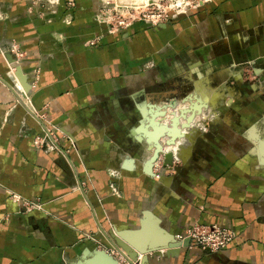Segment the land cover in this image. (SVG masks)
<instances>
[{"label":"crops","instance_id":"0c3cea01","mask_svg":"<svg viewBox=\"0 0 264 264\" xmlns=\"http://www.w3.org/2000/svg\"><path fill=\"white\" fill-rule=\"evenodd\" d=\"M72 1L0 0L1 49L21 52L14 70L0 53V264H97L119 234L140 250L180 246L141 264H264V0H204L113 33L95 19L101 0ZM187 87L214 116L179 159L148 172L147 157L116 153L128 135L147 145L152 98ZM45 130L59 149L35 145ZM194 223L235 237L185 246L176 235Z\"/></svg>","mask_w":264,"mask_h":264},{"label":"built area","instance_id":"2783aa9c","mask_svg":"<svg viewBox=\"0 0 264 264\" xmlns=\"http://www.w3.org/2000/svg\"><path fill=\"white\" fill-rule=\"evenodd\" d=\"M60 0H32V2L40 3L43 2L44 5L48 7L51 11L55 9L59 4ZM109 0H101V7L95 15V19L98 23L105 25L108 32L113 33L121 29L129 27L133 22L137 20H142L155 26L168 20L171 14L187 13L189 10L202 5L204 0H169L166 8L157 6L154 9L149 8L150 3L146 4V9H143L136 13L134 7L130 9L120 10L114 7L108 6ZM67 4L71 6L73 4L72 0H67ZM67 22H69L67 20ZM97 38H92L87 41L88 45H95ZM14 49V45L10 46ZM16 53V52H15ZM17 54V53H16ZM17 58L12 59V62H17ZM21 99H28L26 92L21 90ZM50 138L49 134L46 133L42 138L36 137L34 143L37 147L46 149H55V141H48ZM57 150V149H56ZM110 175H114L113 172ZM110 188L115 195H119L117 188L111 184ZM29 207L37 208V203L31 202ZM180 240L188 238L192 244L200 247L205 251H218L225 248L234 239L235 233L232 229L220 227L216 225H205L194 223L181 234L176 235ZM113 253V250L111 251Z\"/></svg>","mask_w":264,"mask_h":264},{"label":"rangeland","instance_id":"374dc122","mask_svg":"<svg viewBox=\"0 0 264 264\" xmlns=\"http://www.w3.org/2000/svg\"><path fill=\"white\" fill-rule=\"evenodd\" d=\"M29 4H30V7L32 5H41L43 6L44 3L43 2H40V3H35V2H32V0H28ZM169 0H109L108 2V6L110 7H114L115 9H120V10H124V12L128 9H130V7H134V11L136 13H138L139 11L143 10V9H146V4L150 3V6L149 8H155L157 7L158 5L161 6V7H164L166 8L167 4H168ZM203 4V3H202ZM130 6V7H129ZM200 6V5H199ZM197 6V7H199ZM196 7V8H197ZM1 17V15H0ZM13 52H16V53H13ZM0 53H2L4 55V57L6 58V54H9L10 57L8 59V62L10 63L9 64V69H15V66H13L14 63L16 62H12V59H15V57H19L21 52L20 51H15L14 49H11L10 46H8V48L5 50V49H1V46H0ZM13 55V56H11ZM19 58L18 61L19 62ZM245 69H249L250 67H244ZM248 71L251 72V69H249ZM245 72V71H244ZM249 72V73H250ZM247 73V72H245ZM16 79V78H15ZM17 80V79H16ZM18 81V80H17ZM21 89V87H20ZM167 89H171V88H167ZM192 88H185V89H182L181 88V93L180 95H176V96H172V98L168 99V100H160L159 101V98L160 97H154L152 98V100L154 101V104H159V103H163V104H159V106L157 105L156 107H153V109H150L148 111H152L154 109H159V108H163L166 110V113H167V117L168 119L170 120L171 119V114L172 113H177L179 109H181V105H186L184 107H187L188 105H195V104H198L200 105L201 104V110L203 108H206V112L205 114H201L200 112V109L198 110V115L200 114V118L199 120L196 122L197 124H195L193 127H188V128H185V129H181L182 131H185V133L189 132L191 133L190 136L188 138L187 141L186 140H183V141H180L179 139H176L175 143L176 145H173V146H169L170 149H166V151H164L163 153H166V152H170L173 156V158H177V155L179 153H182L184 151L183 147H187L189 146L192 141H193V138H196V139H199L200 138V135L202 134L201 132H203L204 130L206 131L207 129V126H208V122L210 119L213 118L214 116V113L211 112V110L213 109H209L207 108V104L204 103L203 101H198L199 99L195 98V99H189V98H186V94L191 90ZM175 97V98H174ZM174 98V99H173ZM229 106V105H227ZM180 107V108H179ZM182 107V108H184ZM191 110V107L189 108ZM185 111V110H184ZM187 111V110H186ZM212 116V117H211ZM142 122L144 121L143 118L140 119ZM140 121V122H141ZM46 133L49 134L50 138L48 139V141H57V136H56V133L54 131H51V130H45L43 131L42 135H37L36 137H40L42 138ZM133 133V132H131ZM135 136H138V134L136 135H128V142L126 146H123V145H118L117 149L115 150L116 153H127L129 155H131L132 157L135 155L137 157V155L139 156V158H141V160H145V158L147 157V161L149 159V157L152 155V151H153V145L151 143H149L147 141V145L144 146L143 144V141H138L137 139H135ZM35 137V138H36ZM167 138L166 137H162L160 139V143L163 147V149L167 148V143H166V140ZM147 140V139H146ZM178 145V149H176L177 151L176 152H173L172 150H174ZM55 146L56 148L53 149V150H56V149H59L58 145L55 143ZM182 147L181 150H179V147ZM185 147V148H186ZM52 150V149H51ZM163 153H159L158 155V158L156 159V161L153 163V169L155 168H158L157 166H161V157L162 159L164 158V154ZM182 155V154H181ZM179 159V158H177ZM164 160V159H163ZM138 163V162H137ZM170 166V165H168ZM109 172H113L114 175H110ZM108 174L110 176L111 179H115V181L118 179V176L117 175L118 173L115 171H109ZM113 184L115 187H116V182L114 183L112 180H111V183L110 185ZM117 188V187H116ZM118 190V188H117ZM119 191V190H118ZM121 193L119 192V195L120 196ZM31 202H28L27 203V206L29 207V204ZM101 250L105 251L107 254H109L110 256H112L119 264H141L140 262V257H137L136 260H129L128 256L125 254V252L118 248V247H114L113 250V253H111L112 250L110 251H106L105 250V247H102Z\"/></svg>","mask_w":264,"mask_h":264},{"label":"bare ground","instance_id":"6f19581e","mask_svg":"<svg viewBox=\"0 0 264 264\" xmlns=\"http://www.w3.org/2000/svg\"><path fill=\"white\" fill-rule=\"evenodd\" d=\"M195 105H198V104H195ZM190 107H191V110L189 109ZM199 109H200V112H201L202 111L201 110V104L198 105V106H196V108L193 105H190V106L188 105L187 107H184V108L179 109L177 113H172L171 114V119L174 118V117L177 119V123H176V125H177V128L176 129L177 130H175V131L178 132V135H177L176 138H173L172 137V136L175 135L174 134L175 132L172 131V129H171L172 127H171V124H170V121L171 120L168 119L166 110L163 109V108L157 109V111H155V112H151L150 113V116L145 119L146 122L144 121L145 123H144V126L141 127V130L143 131V133H144L147 141L153 145V142H151V141H153V138L154 137L151 136V134H150V132H152L151 125H155V126L162 125V126H164V127L167 128V129H164V132H166V133H164L165 136H163V137H166L167 139H169L171 141H174L171 145H167V146L169 147V146L176 145V144H174L175 141H176V139H179L180 141H183V140H186L187 141L188 139H190V138H188L190 136V134H191L189 132V130H188L187 133H185V131H182L181 129H185V128L190 127V123L192 122L195 114L196 113H200V112H198ZM161 112L164 113V116L163 117H161V115H160ZM186 114H187V116H186ZM190 116H191V118L189 119ZM158 118H160V120H157ZM180 119H184L183 120V123H180ZM148 134H149V137H147ZM158 141H160V140H158ZM181 148L182 147L180 146L179 147V150H181ZM260 148H261L262 151L264 150L263 147H260ZM175 149H178V146ZM175 149H174V151H176ZM182 153H184V151ZM182 153H179L177 155V158H179ZM151 156L149 157L148 161L145 163V166H146L148 172H149V169L153 166V163L155 162V161L154 162L151 161V159H150ZM148 163H150L149 166H148ZM164 250H166V249H164ZM96 256L100 260L99 263H97V264H116L104 252L97 251ZM86 262L84 264H86Z\"/></svg>","mask_w":264,"mask_h":264},{"label":"water","instance_id":"95a60500","mask_svg":"<svg viewBox=\"0 0 264 264\" xmlns=\"http://www.w3.org/2000/svg\"><path fill=\"white\" fill-rule=\"evenodd\" d=\"M193 106H195V108H196V106H198V105H193ZM160 115H161V117H163L164 113L161 112ZM190 118H191V116L189 117V119ZM170 120H171L170 124H171V127H172L171 129H172V131L175 132L174 133L175 135L172 136V137L176 138L177 135H178V132L175 131V130H177L176 129L177 128V125H176L177 119L174 117V118H172ZM151 128H152V132H150V134L154 138H153V141H151V142H153V151H152L153 154H152L150 159H151L152 162H154L158 158L159 153H163L164 152L163 147H161L162 145H161L160 141H158V140H160L163 136H165L164 133H166V132H164V129H167V128L162 126V125H159V126L151 125ZM147 137H149V134L147 135ZM173 142L174 141H171L169 139L166 140L167 145H171ZM163 154H164L163 167H165L166 165H170L173 155L170 152H166V153H163ZM149 164L150 163H148V166H149ZM117 236H118L119 240L116 237L112 238L114 240V246L122 249L125 252V254L128 256L129 260H136L137 257H138V253H139L140 254V262H144V260L146 259L145 256H146L147 253H153V255H157L156 253L158 252V250H161V249L171 250V248L180 247L178 245H170V246L164 247V248L163 247H161V248H159V247H157V248L151 247L149 249L140 250L138 248H134L130 244L127 245L126 241L124 240V238H122L121 234H119ZM189 241L190 240L188 238H186L182 243H183V245L187 246L189 244ZM132 250H134V251H132ZM99 251L104 252L116 264H119L112 256L107 254L105 251H103V250H99Z\"/></svg>","mask_w":264,"mask_h":264}]
</instances>
